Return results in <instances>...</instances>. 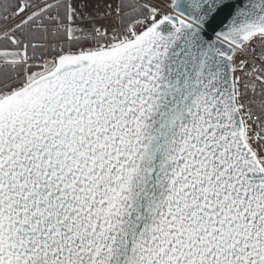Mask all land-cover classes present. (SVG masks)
<instances>
[{
	"label": "snow or ice",
	"instance_id": "1",
	"mask_svg": "<svg viewBox=\"0 0 264 264\" xmlns=\"http://www.w3.org/2000/svg\"><path fill=\"white\" fill-rule=\"evenodd\" d=\"M0 264H264V0H0Z\"/></svg>",
	"mask_w": 264,
	"mask_h": 264
}]
</instances>
